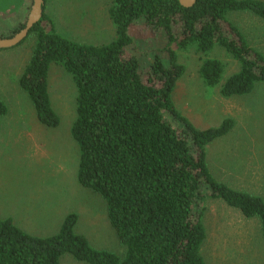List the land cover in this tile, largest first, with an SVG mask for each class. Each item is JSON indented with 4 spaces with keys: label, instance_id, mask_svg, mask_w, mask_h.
<instances>
[{
    "label": "trees",
    "instance_id": "1",
    "mask_svg": "<svg viewBox=\"0 0 264 264\" xmlns=\"http://www.w3.org/2000/svg\"><path fill=\"white\" fill-rule=\"evenodd\" d=\"M109 1L117 36L102 45L61 35L44 5L40 21L19 44L36 37L19 85L39 122L57 127L61 119L51 102L50 70L59 65L72 75L77 117L71 134L80 151L77 180L105 199L125 253L94 247L76 232L75 212L67 214L58 233L47 237L0 217V264H63L66 254L88 264H207L202 246L208 199H222L246 218H258L264 238V197L219 181L208 165V145L227 135L234 119L198 128L172 97L186 71L174 46H193L203 55L200 76L207 86L219 87L224 98L248 95L264 83V53L228 16L251 12L264 19V1L196 0L192 6L179 0ZM25 23L3 37L15 35ZM137 24L166 34L164 49L152 51L148 62L130 32ZM217 48L239 67L225 80L226 63L210 56ZM8 110L0 99V116Z\"/></svg>",
    "mask_w": 264,
    "mask_h": 264
},
{
    "label": "rangeland",
    "instance_id": "2",
    "mask_svg": "<svg viewBox=\"0 0 264 264\" xmlns=\"http://www.w3.org/2000/svg\"><path fill=\"white\" fill-rule=\"evenodd\" d=\"M6 2L17 6L20 0H0V10H5ZM48 6L53 9L51 15L56 29L66 38L102 45L117 36L109 0H54ZM20 8L14 14H0V35H9L14 24L23 18ZM228 16L249 43L264 53V19L251 12H231ZM130 32L139 51L145 53L144 61L149 60L152 51L163 50L167 43L163 30L147 24L133 25ZM175 32L179 37L178 31ZM35 41L32 34L21 45L0 49V99L9 108L7 115L0 116V126L18 128L8 134V142H0V179L7 184L3 185V191L7 187L9 193L13 189L23 195L35 192L40 210L51 204V198L66 195L69 198L64 200L65 207H71L70 213L79 215L76 232L87 236L94 247L123 256L125 247L110 223L105 199L77 180L80 151L71 134L77 117V89L72 75L59 65H52L50 70L51 102L61 119L57 127L39 122L29 96L19 85ZM174 48L179 62L186 67L172 95L179 110L201 129L221 124L226 118H233L237 123L235 131L224 140L241 148L240 158L230 160L229 171L221 165L219 149L212 143L207 147V161L214 176L223 178L234 188L264 197V83L257 84L248 95L224 98L219 87L207 86L200 76L203 55L193 46ZM210 56L226 63L224 80L239 68L223 49L217 48ZM17 132L23 145L12 142ZM248 132L250 140L245 136ZM256 162L261 170L255 175L248 174L247 170ZM15 193L18 192L10 196L14 204L17 203ZM217 200L208 199L205 203L203 221L207 238L202 255L207 264H264V238L259 219L246 218L239 209ZM62 263L88 264L76 261L69 254L62 257Z\"/></svg>",
    "mask_w": 264,
    "mask_h": 264
},
{
    "label": "crops",
    "instance_id": "3",
    "mask_svg": "<svg viewBox=\"0 0 264 264\" xmlns=\"http://www.w3.org/2000/svg\"><path fill=\"white\" fill-rule=\"evenodd\" d=\"M44 1H45L46 12L50 16V18L53 20V15H51L53 9L50 10L48 8L49 7L48 5L49 3H53L54 0H44ZM32 3H33V0H20L18 5L16 6L15 3L8 4V2H6L5 10L1 9L0 14H3V15L14 14V12L17 11V9L21 7L20 9L22 11L23 18L19 19L18 22L14 24V26L12 27L13 29L19 24L26 22L28 15L30 13V10H31ZM7 4H8V7H7ZM8 113H9V110H8ZM250 123L252 122L250 121ZM219 125L220 123L212 124V127H217ZM236 126H237V123L235 122L234 127L227 135L217 138L212 142L213 147L216 146L217 149H219L220 153H222L220 158L223 160V162L221 163V165L227 171H229V166L231 165L230 160L240 158L239 151L241 148L240 146L238 147L239 144L236 147H234L233 144L230 145L229 142L224 141L227 138H229L232 132L235 131ZM17 130H18L17 127L0 126V142L2 143L8 142L7 140L8 134L14 131H17ZM3 133H4V136L2 135ZM17 133H18L17 138L11 141L16 144L23 145L20 132H17ZM245 136L247 137L248 140L251 139L249 132L246 133ZM5 164L7 165V163ZM261 165L263 166V164ZM0 167H1V164H0ZM260 170H261L260 164L256 162V163H253V165L250 166V168L247 171H248V174L255 175V174H258ZM212 173H213V169H212ZM218 180L224 183L226 182L223 178L222 179L218 178ZM3 185L7 186V184L0 179V217L1 218H11L15 222V224L19 226L20 228H22L24 231L30 234L36 235V236H40V237L52 236L59 232L64 219L66 218L67 214L70 213L71 207L66 208L65 203H64L65 198H69V197H66V195H64V196H59L58 198H55V199L51 198L50 199L51 204L45 210H40L37 208L38 196L35 194V192H32V193L28 192L29 195L27 194L23 195V193L19 192L16 189H13L11 193H9V191L7 190V187H5V190L3 191ZM14 192H18V193H15V197L17 200L16 204H14L12 202V199L10 198V196L14 194ZM256 195L262 196L261 194H256ZM211 200L218 201L217 199H211ZM37 221H39V223Z\"/></svg>",
    "mask_w": 264,
    "mask_h": 264
},
{
    "label": "water",
    "instance_id": "4",
    "mask_svg": "<svg viewBox=\"0 0 264 264\" xmlns=\"http://www.w3.org/2000/svg\"><path fill=\"white\" fill-rule=\"evenodd\" d=\"M184 6H192L196 0H179ZM44 0H33V4L24 28L11 37L0 35V49L11 48L19 45L29 34L30 30L38 23L43 15Z\"/></svg>",
    "mask_w": 264,
    "mask_h": 264
}]
</instances>
